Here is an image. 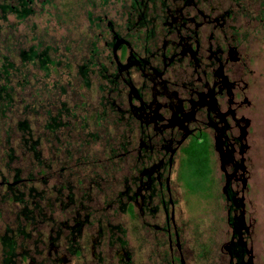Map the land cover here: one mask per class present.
Here are the masks:
<instances>
[{
  "label": "flooded vegetation",
  "instance_id": "af4514ba",
  "mask_svg": "<svg viewBox=\"0 0 264 264\" xmlns=\"http://www.w3.org/2000/svg\"><path fill=\"white\" fill-rule=\"evenodd\" d=\"M99 3L96 16L87 12L77 74L82 89L91 74L99 81L92 121L105 129L103 150L75 148L67 158L96 166L88 190L102 200L87 192L77 205L63 182L51 185L55 198L46 200L66 202L61 218L47 219L37 191L33 208L18 212L36 234L33 251L15 245L17 234L30 237L25 225L7 229L0 264H68L87 254L84 264H264V230L249 209L264 197V0ZM190 196L208 211L221 202L225 225L212 250L187 236Z\"/></svg>",
  "mask_w": 264,
  "mask_h": 264
},
{
  "label": "rangeland",
  "instance_id": "374dc122",
  "mask_svg": "<svg viewBox=\"0 0 264 264\" xmlns=\"http://www.w3.org/2000/svg\"><path fill=\"white\" fill-rule=\"evenodd\" d=\"M94 2L100 4V0H50V4L41 0L35 6V14L31 17L23 21L9 17L7 23L1 24L0 54H6L19 66L18 60H14L18 48L27 49L32 45L40 44L39 50L47 49L58 65L50 67L48 76L30 64H25L22 68L19 66L17 72H11L15 102L0 114V235L7 229L13 231L18 226H26L27 222L25 223L22 217H18V212L25 208H33V202L38 201L37 198L35 199L37 191H44L42 199L38 202L44 209L45 218L49 219L50 214L55 219L61 218V213L64 212L60 210V204L66 201L59 203L46 200L55 198L54 191H50L51 185L63 182L65 188L62 193L66 196L68 192H73V199L76 200L77 205L80 200L79 195L87 192L86 199L93 198L94 202H98L97 199L102 200V196L98 194L99 191L88 190L89 181L97 171L96 166L91 168L67 158V155L75 148L80 151L82 149L89 151L92 155H97L103 150L101 145L104 142L103 130L105 129L93 124L92 121L94 118L92 114L101 111L98 104L100 94L97 91L99 81L91 74L90 89H82L81 78L77 74L78 67L85 63V48L88 46V37L85 33L87 12L91 11L95 16L99 12L92 7L95 5L92 4ZM25 106L28 107L26 111L23 109ZM47 110L50 111L51 116L61 112V125L54 133L45 130L48 121ZM24 119L30 125L32 138L40 140L37 150L40 152L43 167L37 164L32 153L27 152L20 145L21 133L16 129V123ZM102 123L104 124V121ZM112 132H109V136L114 135ZM89 134H91L90 137ZM94 135L97 138L94 139ZM83 142L87 145L83 146L81 144ZM9 154L12 160L9 159ZM108 179L106 177V182L111 181ZM14 182L19 183L14 184ZM6 183L13 185L16 196L23 198L18 191L25 193L23 202L27 204L26 207L23 202L12 198V191L7 189ZM29 193L34 195L32 199L26 197ZM81 202L84 207L92 205L87 200ZM109 202L110 200L101 203L100 207L107 208ZM251 204L249 209H254L252 218L256 220L255 225L258 229L264 230V197L254 199ZM205 206L207 201L204 199L199 201L189 197L187 208L190 215L187 216V236L193 247L198 249L205 247L212 250L220 230H224L225 217L221 211H217L221 207L220 201L216 200L210 204L211 207L216 208L215 212L208 211ZM44 225L41 230L47 233L51 225L47 222ZM32 232L30 224L27 225L25 234H29L30 237L27 239L26 236L17 234L13 237L15 245L26 244L25 246L32 252V243L36 236L35 232ZM20 250V248L16 249L17 252ZM90 257L89 254L86 255V259H81L80 256L72 257L68 264H84L91 260Z\"/></svg>",
  "mask_w": 264,
  "mask_h": 264
},
{
  "label": "trees",
  "instance_id": "16d2710c",
  "mask_svg": "<svg viewBox=\"0 0 264 264\" xmlns=\"http://www.w3.org/2000/svg\"><path fill=\"white\" fill-rule=\"evenodd\" d=\"M41 0H0V30L2 29L1 24L8 22L9 17H13L18 21H23L24 19L31 17L35 14V6L40 3ZM44 3L50 4V0H42ZM5 29V28H4ZM4 33V30H2ZM6 33V30H5ZM8 35V33H7ZM40 45V44H39ZM39 45L30 46L27 49L18 48L16 51L14 60L17 59L20 68L24 67L25 64H30L37 69L45 72V76L49 75L50 67L58 65V62H55L47 49L42 51L39 50ZM15 61L11 60L6 56V54H0V114L4 113L6 108L11 107L14 104V87L11 85V72H17L18 67ZM85 84H87V73L85 71L81 72ZM28 107L25 106L23 109L26 111ZM60 113L57 112L55 116H51L50 111H46L47 123L45 130L50 133H54L60 123ZM16 129L21 133V143L22 148L27 150V152L32 153L35 161H38V150L37 146L39 145V140L33 139L30 125L24 119L16 123ZM12 149L10 150V153ZM9 159L12 160L11 154H9ZM17 178V176H16ZM12 198L23 202L24 198L16 196V193L12 191Z\"/></svg>",
  "mask_w": 264,
  "mask_h": 264
}]
</instances>
